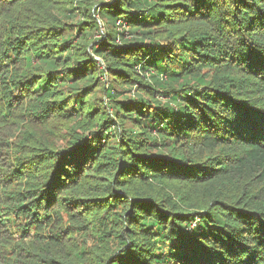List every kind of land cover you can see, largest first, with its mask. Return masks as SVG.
Returning a JSON list of instances; mask_svg holds the SVG:
<instances>
[{
  "label": "trees",
  "instance_id": "1",
  "mask_svg": "<svg viewBox=\"0 0 264 264\" xmlns=\"http://www.w3.org/2000/svg\"><path fill=\"white\" fill-rule=\"evenodd\" d=\"M0 264H264V0H0Z\"/></svg>",
  "mask_w": 264,
  "mask_h": 264
},
{
  "label": "rangeland",
  "instance_id": "2",
  "mask_svg": "<svg viewBox=\"0 0 264 264\" xmlns=\"http://www.w3.org/2000/svg\"><path fill=\"white\" fill-rule=\"evenodd\" d=\"M101 1H104V2H110V0H97V3L98 2H101ZM81 16V15H80ZM81 17H83V16H81ZM97 17H99V16H97ZM81 21V20H80ZM99 22H100V24L102 25V27L100 28V32H97V37H99L100 38V35H101V33H105L106 32V28H108V26L107 27H104L103 25H105V22H104V20H102V19H99ZM77 24V23H76ZM107 25V24H106ZM75 34L77 33V31H75L74 32ZM148 110V108L145 110V111H147ZM180 192V191H179ZM180 193H182V192H180ZM183 194H185V193H183ZM166 249V251H167V254L168 253H170V250H169V248H165Z\"/></svg>",
  "mask_w": 264,
  "mask_h": 264
},
{
  "label": "built area",
  "instance_id": "3",
  "mask_svg": "<svg viewBox=\"0 0 264 264\" xmlns=\"http://www.w3.org/2000/svg\"><path fill=\"white\" fill-rule=\"evenodd\" d=\"M116 25L120 30H124L125 28H127L126 22H124L123 20L116 21Z\"/></svg>",
  "mask_w": 264,
  "mask_h": 264
}]
</instances>
